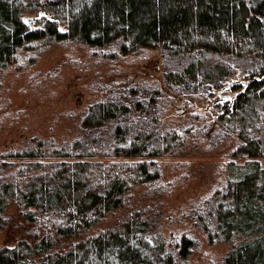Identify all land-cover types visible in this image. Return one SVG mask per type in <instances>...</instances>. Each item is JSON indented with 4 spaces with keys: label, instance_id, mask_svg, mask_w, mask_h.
Returning <instances> with one entry per match:
<instances>
[{
    "label": "trees",
    "instance_id": "16d2710c",
    "mask_svg": "<svg viewBox=\"0 0 264 264\" xmlns=\"http://www.w3.org/2000/svg\"><path fill=\"white\" fill-rule=\"evenodd\" d=\"M26 12L41 13L38 26L24 20ZM65 39L115 44L124 53L158 43L163 86L152 79L132 87L127 99L89 103L81 121L86 132L71 142L37 138L38 148L6 153L62 158L20 181H1L0 227L12 221L11 199L19 216L40 226L33 241L23 236L0 245V264H188L197 241L182 235L169 247L156 217L141 206L115 225L83 232L123 205L132 184L159 176L151 156L187 151L180 128L162 132L161 94L204 97L214 90L219 95L211 104L223 105L211 117L212 128L236 131L231 154L245 159L227 161L223 185L190 217L210 242H229L225 264H264V165L258 158L264 156V0H0V69L20 47L30 45L36 55L38 44ZM98 153L143 157L105 163L91 159ZM76 235L67 248L53 249Z\"/></svg>",
    "mask_w": 264,
    "mask_h": 264
},
{
    "label": "rangeland",
    "instance_id": "374dc122",
    "mask_svg": "<svg viewBox=\"0 0 264 264\" xmlns=\"http://www.w3.org/2000/svg\"><path fill=\"white\" fill-rule=\"evenodd\" d=\"M39 16L41 13L26 12L23 18L35 27L39 25ZM26 47H20L15 60L0 69V183L2 180L20 181L44 170L45 161L61 159L6 153L38 148L37 138L60 144L80 137L86 132L81 121L89 103L106 98L127 99L124 95L131 93L132 87L152 79L163 86L162 50L158 43L126 53L119 51L115 44L95 46L67 39L38 44L36 55L30 45ZM233 78L234 75H230L228 79ZM218 95L217 90L204 97L172 91L161 94L162 132L180 128L187 136V151L179 155L151 156L160 167L159 176L152 181L132 184L125 203L109 211L86 229L84 235L115 225L128 211L141 206L146 208L145 215L156 217V226L169 247L178 246L182 235L197 241L186 258L188 264H225L229 242H210L205 229L190 217L202 208L206 197L223 185L227 161L245 159L244 155L231 154L239 142L236 131L226 133L222 128H212L211 117L217 113V106L223 105L222 102L211 104ZM183 106L186 113H181ZM104 136L108 137L107 133ZM142 157L98 153L91 159L108 163ZM258 158L264 165V156ZM7 214L12 215V221L0 227V245H12L23 236L35 240L34 232L40 222L19 216L13 199ZM78 239L79 235L73 236L53 249H65Z\"/></svg>",
    "mask_w": 264,
    "mask_h": 264
},
{
    "label": "water",
    "instance_id": "95a60500",
    "mask_svg": "<svg viewBox=\"0 0 264 264\" xmlns=\"http://www.w3.org/2000/svg\"><path fill=\"white\" fill-rule=\"evenodd\" d=\"M237 81H239V79H237ZM228 84H230V83H228ZM226 96H233V94H229V95H226ZM186 112V107L185 106H183L182 107V110H181V113H185Z\"/></svg>",
    "mask_w": 264,
    "mask_h": 264
}]
</instances>
